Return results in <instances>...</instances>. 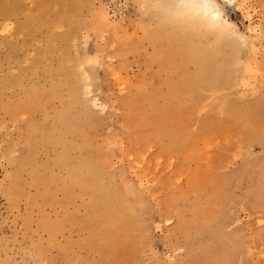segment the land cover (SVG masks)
<instances>
[{
  "label": "rangeland",
  "instance_id": "374dc122",
  "mask_svg": "<svg viewBox=\"0 0 264 264\" xmlns=\"http://www.w3.org/2000/svg\"><path fill=\"white\" fill-rule=\"evenodd\" d=\"M222 5L245 41L0 0V264H264V0Z\"/></svg>",
  "mask_w": 264,
  "mask_h": 264
},
{
  "label": "clouds",
  "instance_id": "9594fccd",
  "mask_svg": "<svg viewBox=\"0 0 264 264\" xmlns=\"http://www.w3.org/2000/svg\"><path fill=\"white\" fill-rule=\"evenodd\" d=\"M142 17L156 30L177 28L188 24H207L209 21L193 10L178 9L179 0H136Z\"/></svg>",
  "mask_w": 264,
  "mask_h": 264
},
{
  "label": "snow or ice",
  "instance_id": "6c2138e0",
  "mask_svg": "<svg viewBox=\"0 0 264 264\" xmlns=\"http://www.w3.org/2000/svg\"><path fill=\"white\" fill-rule=\"evenodd\" d=\"M178 9L193 10L197 15H201L204 19L209 21V27L217 31L221 36L239 41H245V37L240 35L235 27L228 24L222 19L220 6L216 0H179ZM8 29H5L7 31ZM264 225V220H262ZM36 264H43L37 260Z\"/></svg>",
  "mask_w": 264,
  "mask_h": 264
},
{
  "label": "bare ground",
  "instance_id": "6f19581e",
  "mask_svg": "<svg viewBox=\"0 0 264 264\" xmlns=\"http://www.w3.org/2000/svg\"><path fill=\"white\" fill-rule=\"evenodd\" d=\"M216 2L219 4V6H220V12L222 13V19L224 20V21H226L228 24H231V25H233L230 21H229V19H227L226 18V16L224 15V9H223V3H226V5H232V4H235V3H237V0H216ZM102 16V15H101ZM101 18H103V16L101 17ZM195 25V24H194ZM199 25H201V24H199ZM106 26V25H105ZM193 26V25H192ZM202 26H204L205 27V25L203 24ZM209 26V25H208ZM196 27V26H195ZM205 28H207V27H205ZM209 30H210V28H209Z\"/></svg>",
  "mask_w": 264,
  "mask_h": 264
}]
</instances>
